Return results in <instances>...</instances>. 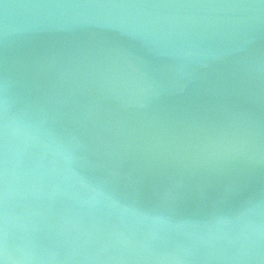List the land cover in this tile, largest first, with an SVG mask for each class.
I'll return each mask as SVG.
<instances>
[{
	"label": "water",
	"instance_id": "95a60500",
	"mask_svg": "<svg viewBox=\"0 0 264 264\" xmlns=\"http://www.w3.org/2000/svg\"><path fill=\"white\" fill-rule=\"evenodd\" d=\"M2 264H264V0H0Z\"/></svg>",
	"mask_w": 264,
	"mask_h": 264
},
{
	"label": "snow or ice",
	"instance_id": "6c2138e0",
	"mask_svg": "<svg viewBox=\"0 0 264 264\" xmlns=\"http://www.w3.org/2000/svg\"><path fill=\"white\" fill-rule=\"evenodd\" d=\"M0 264H2V261H0Z\"/></svg>",
	"mask_w": 264,
	"mask_h": 264
}]
</instances>
